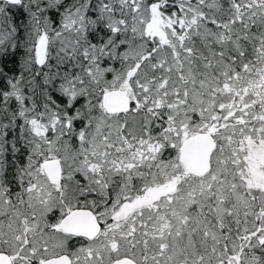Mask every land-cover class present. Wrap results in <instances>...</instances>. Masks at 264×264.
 I'll use <instances>...</instances> for the list:
<instances>
[{"label":"snow or ice","instance_id":"6c2138e0","mask_svg":"<svg viewBox=\"0 0 264 264\" xmlns=\"http://www.w3.org/2000/svg\"><path fill=\"white\" fill-rule=\"evenodd\" d=\"M0 264H264V0H0Z\"/></svg>","mask_w":264,"mask_h":264}]
</instances>
